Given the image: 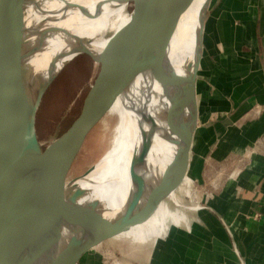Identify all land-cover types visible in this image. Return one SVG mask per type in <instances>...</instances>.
Here are the masks:
<instances>
[{"label":"water","instance_id":"water-1","mask_svg":"<svg viewBox=\"0 0 264 264\" xmlns=\"http://www.w3.org/2000/svg\"><path fill=\"white\" fill-rule=\"evenodd\" d=\"M48 2L0 0V264H77L105 241L146 222L184 181L197 128L196 83L210 3L203 13L197 60L186 80L185 103L192 117L175 181L113 219L101 213L98 202L77 207L75 183L93 166L77 177L71 171L86 142L104 131L119 103L130 96L136 76L151 71L158 82L165 77L171 39L193 0H118L126 4L128 19L107 33L112 34L104 49L95 54L87 38L71 36L68 43L75 45L60 55L71 59L46 78L30 59L44 52ZM84 54L98 65L97 73L75 118L43 148L36 133L42 98L64 67ZM79 217L85 220L83 228L70 245L65 234L69 226L82 225Z\"/></svg>","mask_w":264,"mask_h":264},{"label":"crops","instance_id":"crops-1","mask_svg":"<svg viewBox=\"0 0 264 264\" xmlns=\"http://www.w3.org/2000/svg\"><path fill=\"white\" fill-rule=\"evenodd\" d=\"M209 3L189 168L206 142L200 161L207 169L240 158L230 176L206 180L211 206L151 242L154 259L148 264H264V0ZM198 27L196 20L191 71ZM129 109L127 104L123 114ZM246 151L249 159L240 163Z\"/></svg>","mask_w":264,"mask_h":264},{"label":"bare ground","instance_id":"bare-ground-1","mask_svg":"<svg viewBox=\"0 0 264 264\" xmlns=\"http://www.w3.org/2000/svg\"><path fill=\"white\" fill-rule=\"evenodd\" d=\"M208 2L193 0L179 19L167 52L169 68L165 77L158 82L151 71L136 76L130 96L119 103L104 131L113 136L121 127L127 104L133 120L131 129L121 131L124 135L121 134L122 142L115 155L112 153L104 162L103 154L89 174L76 181L74 187L83 193L77 197V207L84 208L91 202H98L101 213L113 219L124 214L129 207L144 204L153 191L167 188L175 181L176 165L184 149L186 128L192 117L191 108L185 103V86L192 72L189 57L193 31L197 20L199 27L193 50L197 60L200 27ZM112 6L116 8L112 9ZM48 8L44 52L30 59L31 65L46 78L71 59L72 56L60 57L75 45L73 40L68 43L71 36L87 38V48L99 54L110 35L128 19L126 4H118V0H49ZM110 30L112 33L109 35ZM126 148L125 164L121 165V151ZM97 168L99 172L93 180ZM169 198L178 204L176 193ZM114 199L122 200L121 207L110 205ZM79 220L82 225L69 226L65 234L64 239L70 245L74 244L83 228L85 220L83 217Z\"/></svg>","mask_w":264,"mask_h":264},{"label":"rangeland","instance_id":"rangeland-1","mask_svg":"<svg viewBox=\"0 0 264 264\" xmlns=\"http://www.w3.org/2000/svg\"><path fill=\"white\" fill-rule=\"evenodd\" d=\"M104 44L105 42L101 45ZM97 70L98 65L91 57L85 54L80 55L70 61L50 84L36 115V133L43 148L59 136L75 118ZM122 119L121 127L115 131L113 136L110 132L105 133V131L100 130L86 142L73 166L71 177L82 175L97 163L103 154L104 162L112 153L115 155L118 145L122 142V135H124L121 131L124 128L131 129L133 120L130 109L123 115ZM206 143L200 148L201 154L196 156L195 165L188 169V176L185 177L181 186L175 192L178 204L170 198H166L158 205L154 214L146 222L135 225L115 238L105 241L86 253L77 264H110L111 262L113 264L117 262H119L118 264L120 262L121 264H148L152 262L154 251L149 250L151 242L162 237L174 224L186 222L187 217H190V215H196L198 210L212 205V202L206 197L208 191L205 182L208 177H210L208 181L222 179L237 170V166H234V164L239 161L240 157H232L226 162L217 163L215 164L216 169H207V166L200 161L202 152L203 156L207 153ZM136 149L137 151L140 149L138 145ZM248 150L250 151V149ZM126 151L127 148L121 151L120 160L123 161L120 163L121 165L125 164L123 156ZM249 154L247 152V156L246 154L241 155L240 163L248 160ZM116 161H119V158ZM225 163H233V165H231V169L222 171ZM126 164L128 163L126 162ZM98 172L99 168H97L93 180L96 179ZM81 195H83L82 190L78 188L77 196ZM122 204L121 199H118V201L114 199L110 203V205H116V208L121 207ZM145 257H148L149 260L147 261Z\"/></svg>","mask_w":264,"mask_h":264},{"label":"built area","instance_id":"built-area-1","mask_svg":"<svg viewBox=\"0 0 264 264\" xmlns=\"http://www.w3.org/2000/svg\"><path fill=\"white\" fill-rule=\"evenodd\" d=\"M258 215V214H257Z\"/></svg>","mask_w":264,"mask_h":264}]
</instances>
